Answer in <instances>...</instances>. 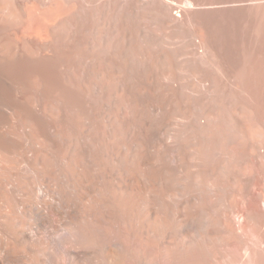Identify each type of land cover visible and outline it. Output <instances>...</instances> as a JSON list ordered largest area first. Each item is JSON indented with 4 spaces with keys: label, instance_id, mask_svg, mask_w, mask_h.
<instances>
[{
    "label": "bare ground",
    "instance_id": "6f19581e",
    "mask_svg": "<svg viewBox=\"0 0 264 264\" xmlns=\"http://www.w3.org/2000/svg\"><path fill=\"white\" fill-rule=\"evenodd\" d=\"M0 264H264V0H0Z\"/></svg>",
    "mask_w": 264,
    "mask_h": 264
}]
</instances>
